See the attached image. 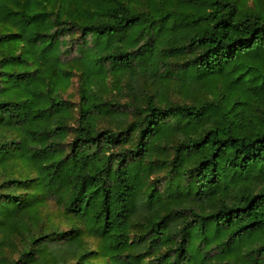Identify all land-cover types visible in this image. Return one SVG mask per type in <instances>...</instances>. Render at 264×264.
<instances>
[{
    "label": "trees",
    "instance_id": "obj_1",
    "mask_svg": "<svg viewBox=\"0 0 264 264\" xmlns=\"http://www.w3.org/2000/svg\"><path fill=\"white\" fill-rule=\"evenodd\" d=\"M0 264H264V0H0Z\"/></svg>",
    "mask_w": 264,
    "mask_h": 264
},
{
    "label": "rangeland",
    "instance_id": "obj_2",
    "mask_svg": "<svg viewBox=\"0 0 264 264\" xmlns=\"http://www.w3.org/2000/svg\"><path fill=\"white\" fill-rule=\"evenodd\" d=\"M72 93H73V96L71 97V101L73 102H77V94H76V82H74L73 84V88H72Z\"/></svg>",
    "mask_w": 264,
    "mask_h": 264
}]
</instances>
